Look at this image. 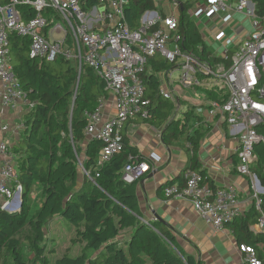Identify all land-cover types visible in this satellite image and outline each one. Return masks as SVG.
Returning <instances> with one entry per match:
<instances>
[{
  "label": "built area",
  "instance_id": "built-area-1",
  "mask_svg": "<svg viewBox=\"0 0 264 264\" xmlns=\"http://www.w3.org/2000/svg\"><path fill=\"white\" fill-rule=\"evenodd\" d=\"M171 2L178 6L177 0ZM127 4L128 0H0V120L13 118V124L0 122V214L17 213L14 206H23L18 156L13 147L25 127V115L36 106L13 67V35L30 40L31 59L54 62L64 58L73 62L79 73L83 66H89L105 83V91L113 96L115 114L105 117L109 100L102 97L96 109L86 114L85 128L89 140L104 145L100 165L124 151L125 125L138 117H148L150 100L146 98L142 76L153 57L174 64L172 73L179 74L182 86L211 87L222 92L225 98L210 102L207 116H222L239 130L238 170L249 180L260 211V181L252 167L257 158L255 147L264 144V135L259 133V129L264 130V17L257 16L252 0H238L235 6L229 0H202L188 11L195 20L222 15V21L228 23L236 13L248 19V35L235 50L231 39L220 45L218 57L231 60L226 69L222 64L201 62L192 52L182 50L184 38L175 16L162 17L155 11H146L139 29L131 30L125 16ZM160 95L165 100H175L169 88H161ZM150 172L147 161L130 157L122 179L127 184L140 182ZM184 179L182 188L168 186L164 195L190 200L200 218L213 228L221 229L244 214L232 187L212 188L199 172L192 170L184 173ZM250 230L264 236V214ZM263 246L239 245L244 264H263Z\"/></svg>",
  "mask_w": 264,
  "mask_h": 264
},
{
  "label": "trees",
  "instance_id": "trees-1",
  "mask_svg": "<svg viewBox=\"0 0 264 264\" xmlns=\"http://www.w3.org/2000/svg\"><path fill=\"white\" fill-rule=\"evenodd\" d=\"M177 1L183 4L178 17L179 32L184 38L182 50L193 52L201 62L211 66L222 64L228 69L231 60L213 56L196 20L188 14L195 2ZM252 2L257 16L264 17V0ZM146 11H157L166 17L155 0H128L125 16L131 30L139 29ZM30 44L27 38L10 37L15 73L36 106L25 115L19 144L13 147L18 156L23 206L20 213L0 214V263L12 257L14 264H51L47 256V230L54 219L61 218L76 229L72 243H85V248L81 255L75 258L65 255L54 264H202L181 250L176 236L163 222L145 221L138 198L139 182L127 184L122 175L130 157L147 162L149 159L139 154L126 135L122 139L124 151L99 164L104 145L86 137V114L96 109L102 97H108L105 83L89 66H83L79 73L77 66L64 58L54 62L31 59ZM174 67L159 56L149 61L142 76L146 98L150 100L149 113L147 118L136 120L163 129L166 146L186 137L190 146L187 153L191 154L187 170L199 172L209 183L198 156L206 130L190 125L193 119L200 122V118L187 113L182 119L172 120L176 104L160 95L161 82L157 75ZM214 91L205 92L208 100L221 102L225 96ZM259 133L264 135V130L259 129ZM255 155L252 171L264 188L263 143L255 147ZM80 168L86 172L82 177ZM185 182L183 174L177 181L161 186L158 194L163 197L166 187L178 183L182 188ZM37 185L42 188V203L30 216ZM260 199V211L253 202L242 216L225 225L239 245H264V236L250 230L264 214V194ZM23 242L29 244V256H32L26 261ZM88 251H93L95 256H89ZM260 258L264 264V257L260 255Z\"/></svg>",
  "mask_w": 264,
  "mask_h": 264
},
{
  "label": "crops",
  "instance_id": "crops-1",
  "mask_svg": "<svg viewBox=\"0 0 264 264\" xmlns=\"http://www.w3.org/2000/svg\"><path fill=\"white\" fill-rule=\"evenodd\" d=\"M161 1V6L156 5L165 16H175L178 19L182 2L177 1L178 6L175 10H177L178 16H176L173 12L171 15L165 12L164 5L172 6L171 0ZM184 1L195 2L194 7L202 0ZM237 1L229 0V3L235 6ZM221 17L223 16L211 19L202 17L196 21L198 27L199 23L203 27V30L199 27L200 33L213 56H218L220 45L228 39L233 41L232 50H235L250 30L248 19L240 14H234L228 23H224ZM174 69L175 67L169 72L157 75L162 89L172 90L175 84H180L179 74L175 76L176 72L172 73ZM171 73L173 80L168 78ZM191 89L196 92L193 94V103L190 104L186 101L182 103L180 99H175L177 115L173 114L172 120L182 119L187 113L200 118V122L193 119L190 125L193 128L203 127L206 130L198 155L202 171L205 172L206 179L215 188L232 187L237 192L240 208L244 213L251 208L254 199L249 180L242 176L238 170L239 130L230 126L222 116L215 118L207 116L211 101L208 100L205 92L214 91V89L211 87ZM106 98L109 103L105 117H111L115 114L112 104L113 96L108 94ZM11 119L13 120V118ZM125 130L123 135L129 138L130 144L138 149L140 155L149 159L148 164L151 168V172L138 183V198L145 221H153L156 218L163 222L176 236L181 250L192 255L202 264H244L243 256L238 248L239 244L230 228L224 226L221 229H215L208 225L196 213L192 202L186 198H167L158 194L161 186L171 181H177L190 166L191 154L187 153L190 146L186 137H181L171 146H166L162 140L163 129H156L136 119L127 123ZM179 142H182L181 145H176ZM259 191L263 194L262 190ZM260 255L264 257V246L260 250Z\"/></svg>",
  "mask_w": 264,
  "mask_h": 264
},
{
  "label": "rangeland",
  "instance_id": "rangeland-1",
  "mask_svg": "<svg viewBox=\"0 0 264 264\" xmlns=\"http://www.w3.org/2000/svg\"><path fill=\"white\" fill-rule=\"evenodd\" d=\"M156 4L158 6H161L162 1L161 0H155ZM165 6V12L167 14H172V12L178 16V12L176 9V5L173 3L172 6L169 7L168 4L164 5ZM195 8V6L193 7ZM192 11H196L195 9H193ZM202 19V18H201ZM198 20V19H197ZM196 20V21H197ZM199 23V22H198ZM200 24V28L201 30H203V27ZM175 76H178V73L176 72L174 74ZM172 90L175 94V99L178 100L180 99L182 103L189 102L190 104L193 103V94H195V90L191 89V88H187V87H183L180 84H175L172 87ZM174 116L177 115V112L174 111ZM183 117V116H182ZM2 122H6L8 124H13V120L11 118H2L1 119ZM18 124H20V126H22V122H18ZM145 127V126H143ZM23 131H20V133L22 134ZM155 132V131H153ZM143 135V134H140ZM7 137V135H6ZM9 138V137H7ZM21 138V136H20ZM20 138L16 137V143L14 146L19 144V140ZM19 139V140H18ZM182 142L177 143L176 145H181ZM81 170V177L84 176L85 173H83V169L80 168ZM41 192H42V188L40 185H37L34 188V193H33V204H32V210L30 213V216L33 215L37 210L40 209L41 207V203H42V199H41ZM17 209V213L21 212V206H14ZM10 207L8 209V211H11ZM47 236H48V240L46 241V247L48 250L47 256L50 259L51 264H54L55 261L65 255L71 257V258H75L79 255H81L82 251L85 248V243H81V242H76V243H72V240L76 238V229L70 225L69 223H67L65 220L61 219V218H56L54 219L50 225L48 226V230H47ZM24 245L23 247V256H24V260L26 261L27 257H30L31 259V255L29 256V252H30V248H29V244L27 242H23L22 243ZM89 256L94 257L95 253L93 251H88L87 253ZM0 264H14V260L12 257L7 258L6 262L3 263L1 262Z\"/></svg>",
  "mask_w": 264,
  "mask_h": 264
},
{
  "label": "water",
  "instance_id": "water-1",
  "mask_svg": "<svg viewBox=\"0 0 264 264\" xmlns=\"http://www.w3.org/2000/svg\"><path fill=\"white\" fill-rule=\"evenodd\" d=\"M180 6H181V11H183V6L182 4L180 3ZM259 186H260V189L262 190V193L264 194V188L261 186V184L259 183Z\"/></svg>",
  "mask_w": 264,
  "mask_h": 264
}]
</instances>
